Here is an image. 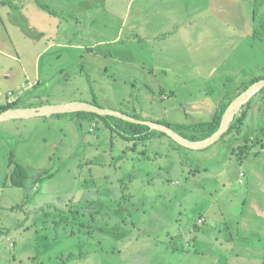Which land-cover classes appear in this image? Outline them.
Listing matches in <instances>:
<instances>
[{"label": "rangeland", "instance_id": "374dc122", "mask_svg": "<svg viewBox=\"0 0 264 264\" xmlns=\"http://www.w3.org/2000/svg\"><path fill=\"white\" fill-rule=\"evenodd\" d=\"M96 2L77 6L116 10ZM164 2L153 18L165 40L128 27L113 43L119 22L93 31L91 14L60 23L32 0H0V106L85 102L191 125L264 78V0ZM106 122L0 123V264H264V143L251 142L264 137V90L241 135L205 150ZM12 160L29 173L23 187L8 184Z\"/></svg>", "mask_w": 264, "mask_h": 264}, {"label": "crops", "instance_id": "0c3cea01", "mask_svg": "<svg viewBox=\"0 0 264 264\" xmlns=\"http://www.w3.org/2000/svg\"><path fill=\"white\" fill-rule=\"evenodd\" d=\"M32 1L35 3V5L39 9L49 13L54 18L56 17V20H59L60 23H62L64 20V18L62 17L64 13L70 14L69 19H67L66 21L67 23H71L74 21L80 22L79 15L81 16V15L91 14L89 16L90 18H92L90 27L93 29V31L95 27L99 26L98 22L103 23L104 27L102 30L100 29H97V30L103 31V32L105 31L108 32L110 28H112L113 30L114 25H116V23L119 22L117 30L115 31L117 34L113 36L114 37V40H112L113 43H118L122 41L124 28H128V27L132 30L139 31L140 32V34L138 35L139 38L143 37L141 39L145 40V38L152 37V36H154V39H159L160 37L163 36L162 40H165L164 38L165 33H161L165 29L163 26V21H161L162 18H159L160 19L159 20L153 17L154 15L164 16L169 13V8L167 4L164 2L166 0H154V1L153 0H127L126 3H124L125 8L122 10H117V8L120 6V0H110L111 2H113L112 7L116 8V10H111L114 12L111 13L110 15L108 14V12L101 10L100 8H96V7H91L92 12H87L86 8L77 6L80 4V1L82 0H45V1L32 0ZM97 1L99 3L96 2L94 6L100 7L101 5L105 3V0H97ZM39 3H42V5H45L47 9H44V7H41L40 6L41 4L39 5ZM14 4L18 5L16 1H13L11 6L14 7ZM50 4H54L55 6L54 8H56V10L53 9L54 10L53 13H51L48 10V9L52 10V7ZM154 5L156 7H154ZM163 5H165L166 8H163ZM152 8L153 9L157 8L156 11L154 10L155 13L152 11ZM117 12L119 15H116ZM11 16L13 17V15H11L8 12V17H11ZM161 22H162V25H160ZM12 24L15 25L14 18H12ZM58 30H60V28ZM45 37L46 36L42 38L47 40L48 38H45ZM67 37L69 39L74 38V34H70ZM33 87H35L34 84L32 88ZM39 106H43V104ZM37 107L38 106H28V107H23V108H37ZM260 139L257 138V142H259ZM253 141H256V139L255 140L252 139L251 142Z\"/></svg>", "mask_w": 264, "mask_h": 264}, {"label": "trees", "instance_id": "16d2710c", "mask_svg": "<svg viewBox=\"0 0 264 264\" xmlns=\"http://www.w3.org/2000/svg\"><path fill=\"white\" fill-rule=\"evenodd\" d=\"M39 5L41 7H44V9H47V7L45 5H42V3H39ZM51 13H53V12H51ZM254 37L256 39L262 41L264 39V31L261 30L260 28L256 29V31L254 33ZM263 79L264 78L259 79V80L254 79L250 82H245L242 84V86H240L237 89V91L235 93L227 95V97L219 103L218 107L215 110V114H214L213 118L209 121L202 122V123H195V124H191V125H184V124L172 125L169 123H159V124H163V125L170 127L177 134H179L181 137H183L184 139H186L188 141H191V142L204 141L218 131V129L220 128L221 122H222V118H223L225 112L227 111L228 107L230 106V104L233 102V100H235L241 93L246 91L251 85H253L254 83H256L260 80H263ZM263 90H264V88L262 90H260L256 95L261 93ZM255 96H253L250 99V101L242 107L241 111L239 112V114L236 116L234 122L232 123L230 129L220 140L226 138L227 136H229L231 134L232 135L237 134L236 136L241 135L242 125L244 124L245 120L248 118L249 112L252 111V101H253V98ZM16 104H17V102H13L10 104L7 102L6 105L0 106V113H3V112L10 110V109H17L18 107H16ZM55 116H57V117L70 116L72 118H84V119H89L92 121H94L95 119H101V120H104L107 122L112 121L114 123L108 122L109 125L106 122L107 126L111 127V123L116 128L119 126L120 128L125 130V134H127V133L132 134V136L134 138L149 139L150 137H153L154 135H165L164 133H161L159 131H152L147 126L126 122L124 120H121V119H118L115 117H111V116H100L97 114L85 113V112L65 114V115H55ZM130 117L141 120L140 118H137L135 116H130ZM263 141H264V137L259 140V144H261ZM252 143H253V145H254V143H258L257 139H256V141H253ZM240 148H241V150H246L248 148V146L244 145ZM10 166H13V170L8 175V180H9L8 184H11L14 187L25 186L27 183V180L29 179V173L27 172V170L25 168H23L22 166H19V165L14 166L13 160L11 161Z\"/></svg>", "mask_w": 264, "mask_h": 264}, {"label": "water", "instance_id": "95a60500", "mask_svg": "<svg viewBox=\"0 0 264 264\" xmlns=\"http://www.w3.org/2000/svg\"><path fill=\"white\" fill-rule=\"evenodd\" d=\"M264 88V79L260 80L253 85H251L246 91L241 93L228 107L225 112L220 128L211 137L204 141L191 142L179 134H177L170 127L159 124L152 121L138 120L128 115L122 114L117 111L110 109H102L92 104L83 102H72L65 105H43L37 108H17L10 109L3 113H0V123L17 120V119H30L35 117H52L55 115H65L73 113H93L100 116H111L126 122L140 124L149 127L151 130L159 131L166 134L178 145L192 149V150H205L212 145L216 144L220 139L228 132L232 123L234 122L236 116L241 111L242 107L247 104L250 99L255 96L260 90Z\"/></svg>", "mask_w": 264, "mask_h": 264}, {"label": "built area", "instance_id": "2783aa9c", "mask_svg": "<svg viewBox=\"0 0 264 264\" xmlns=\"http://www.w3.org/2000/svg\"><path fill=\"white\" fill-rule=\"evenodd\" d=\"M8 103L10 104V103H13V102H11V101L9 100Z\"/></svg>", "mask_w": 264, "mask_h": 264}]
</instances>
